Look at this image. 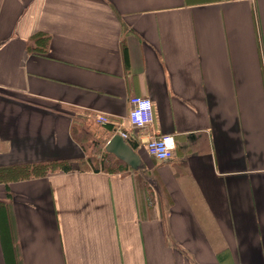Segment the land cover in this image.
<instances>
[{"label":"crops","instance_id":"obj_1","mask_svg":"<svg viewBox=\"0 0 264 264\" xmlns=\"http://www.w3.org/2000/svg\"><path fill=\"white\" fill-rule=\"evenodd\" d=\"M44 161L0 182V264H264V0H0V167Z\"/></svg>","mask_w":264,"mask_h":264},{"label":"trees","instance_id":"obj_2","mask_svg":"<svg viewBox=\"0 0 264 264\" xmlns=\"http://www.w3.org/2000/svg\"><path fill=\"white\" fill-rule=\"evenodd\" d=\"M32 41L33 47H29L30 49L45 52L48 48L50 37L44 34H37L32 37ZM102 165L103 170L107 172H121L127 168L126 164L115 160L110 154H105ZM71 170L72 167L68 161H44L33 164L0 167V182L44 177L57 171L69 172Z\"/></svg>","mask_w":264,"mask_h":264},{"label":"built area","instance_id":"obj_3","mask_svg":"<svg viewBox=\"0 0 264 264\" xmlns=\"http://www.w3.org/2000/svg\"><path fill=\"white\" fill-rule=\"evenodd\" d=\"M147 103V107L142 105ZM131 110L129 113L130 125L133 129L144 130L150 126L154 121V107L153 102L148 97H132L130 99ZM100 124H106L108 119L106 116L101 115L98 118ZM123 138H128L127 133H122ZM168 138L173 141L174 147H170L167 143ZM149 154L157 160L166 161L173 157L175 150V141L172 136L163 135L154 137L147 143Z\"/></svg>","mask_w":264,"mask_h":264},{"label":"water","instance_id":"obj_4","mask_svg":"<svg viewBox=\"0 0 264 264\" xmlns=\"http://www.w3.org/2000/svg\"><path fill=\"white\" fill-rule=\"evenodd\" d=\"M105 150L115 154L120 160L133 168L140 164L139 157L121 135H115L110 139L107 142Z\"/></svg>","mask_w":264,"mask_h":264},{"label":"clouds","instance_id":"obj_5","mask_svg":"<svg viewBox=\"0 0 264 264\" xmlns=\"http://www.w3.org/2000/svg\"><path fill=\"white\" fill-rule=\"evenodd\" d=\"M142 106H143V107H147L148 105H147V103H146V104H144V105H142ZM167 143H168V145H169L170 147H174V145H173V141H172L171 138H168Z\"/></svg>","mask_w":264,"mask_h":264}]
</instances>
